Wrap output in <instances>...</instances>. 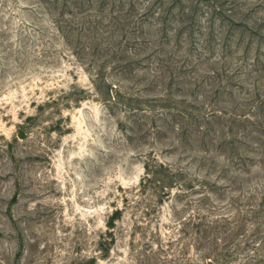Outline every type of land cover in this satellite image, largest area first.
<instances>
[{
  "label": "rangeland",
  "instance_id": "obj_1",
  "mask_svg": "<svg viewBox=\"0 0 264 264\" xmlns=\"http://www.w3.org/2000/svg\"><path fill=\"white\" fill-rule=\"evenodd\" d=\"M0 264H264V0H0Z\"/></svg>",
  "mask_w": 264,
  "mask_h": 264
}]
</instances>
